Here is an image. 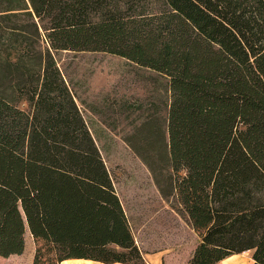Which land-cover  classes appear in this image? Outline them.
Here are the masks:
<instances>
[{
    "label": "trees",
    "instance_id": "obj_1",
    "mask_svg": "<svg viewBox=\"0 0 264 264\" xmlns=\"http://www.w3.org/2000/svg\"><path fill=\"white\" fill-rule=\"evenodd\" d=\"M150 1L0 0V256L20 254L27 230L31 264L142 263L51 55L68 51L164 78V127L144 116L129 145L149 170L168 167L198 238L184 264L243 251L264 264V0Z\"/></svg>",
    "mask_w": 264,
    "mask_h": 264
},
{
    "label": "rangeland",
    "instance_id": "obj_2",
    "mask_svg": "<svg viewBox=\"0 0 264 264\" xmlns=\"http://www.w3.org/2000/svg\"><path fill=\"white\" fill-rule=\"evenodd\" d=\"M157 5L151 0L145 9L153 12ZM51 55L87 122L132 235L140 233L150 247L163 241L187 254L198 238L177 210L173 196L167 194L168 167L163 162L149 170L129 145L141 137L139 124L144 116L164 127L168 96L164 78L104 53L58 51ZM23 239V251L0 256V264H31L34 242L27 230Z\"/></svg>",
    "mask_w": 264,
    "mask_h": 264
},
{
    "label": "crops",
    "instance_id": "obj_3",
    "mask_svg": "<svg viewBox=\"0 0 264 264\" xmlns=\"http://www.w3.org/2000/svg\"><path fill=\"white\" fill-rule=\"evenodd\" d=\"M134 241L140 250L142 263L141 264H184L190 257L193 247L190 248L187 254H182L176 248L169 246V244L161 241L158 247H150L145 243L143 237L139 234H133ZM24 248V247H23ZM12 255V254H11ZM59 264H104L98 261H92L82 258L64 259ZM110 264H126V263H110ZM214 264H254L250 257V251H243L223 257Z\"/></svg>",
    "mask_w": 264,
    "mask_h": 264
}]
</instances>
